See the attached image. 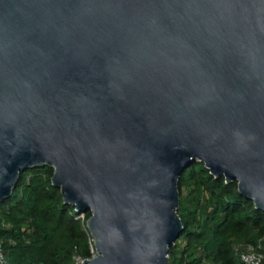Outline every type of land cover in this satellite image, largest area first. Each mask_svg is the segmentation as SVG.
Returning a JSON list of instances; mask_svg holds the SVG:
<instances>
[{
  "label": "water",
  "instance_id": "obj_1",
  "mask_svg": "<svg viewBox=\"0 0 264 264\" xmlns=\"http://www.w3.org/2000/svg\"><path fill=\"white\" fill-rule=\"evenodd\" d=\"M193 161L264 211V0H0V204L52 167L84 264H172Z\"/></svg>",
  "mask_w": 264,
  "mask_h": 264
},
{
  "label": "trees",
  "instance_id": "obj_2",
  "mask_svg": "<svg viewBox=\"0 0 264 264\" xmlns=\"http://www.w3.org/2000/svg\"><path fill=\"white\" fill-rule=\"evenodd\" d=\"M54 169L22 172L0 204V241L8 264H77L90 259L94 241L85 219L52 184ZM184 230L171 247L172 264H246L239 251L253 246L264 256V211L242 195L237 181L214 176L193 161L179 180ZM264 264V257L262 260Z\"/></svg>",
  "mask_w": 264,
  "mask_h": 264
},
{
  "label": "built area",
  "instance_id": "obj_3",
  "mask_svg": "<svg viewBox=\"0 0 264 264\" xmlns=\"http://www.w3.org/2000/svg\"><path fill=\"white\" fill-rule=\"evenodd\" d=\"M77 217L85 219L86 212L77 211ZM96 256V251L93 250V257ZM240 259L246 264H262L263 254L255 249L253 246L245 247L244 250L239 251ZM84 259L76 257L77 264H84ZM0 264H8V259L3 251L2 244L0 241Z\"/></svg>",
  "mask_w": 264,
  "mask_h": 264
}]
</instances>
